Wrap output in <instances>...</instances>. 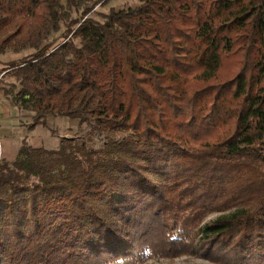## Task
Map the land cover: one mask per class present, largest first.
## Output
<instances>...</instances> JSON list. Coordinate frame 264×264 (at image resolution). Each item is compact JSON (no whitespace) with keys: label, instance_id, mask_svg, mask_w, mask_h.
I'll return each instance as SVG.
<instances>
[{"label":"trees","instance_id":"obj_1","mask_svg":"<svg viewBox=\"0 0 264 264\" xmlns=\"http://www.w3.org/2000/svg\"><path fill=\"white\" fill-rule=\"evenodd\" d=\"M82 1L0 0V54L35 51L2 89L29 130L66 117L123 140L0 163V264H264V0L85 8L47 44Z\"/></svg>","mask_w":264,"mask_h":264},{"label":"rangeland","instance_id":"obj_2","mask_svg":"<svg viewBox=\"0 0 264 264\" xmlns=\"http://www.w3.org/2000/svg\"><path fill=\"white\" fill-rule=\"evenodd\" d=\"M69 0H63V4L66 5ZM140 5L138 0H84L79 3L78 8L70 10L71 18L61 23V31L53 34L48 40L47 44L53 45L56 48L65 40L63 36L66 34L69 24L73 20H80L84 16V9L90 8L92 11L89 17L93 18L97 22H106L105 16L110 14L113 10L121 11L128 10L129 7H137ZM35 53L34 50H28L22 53L23 58ZM15 79L7 78L3 81V87H9L10 83H13ZM24 123L30 124L34 113L23 112ZM33 136V137H32ZM67 138L69 140L86 141L89 146L95 149H103L109 143L115 141H122L123 136L120 133L116 135L100 134L93 131L91 127H82L79 125L77 119H69L66 117L48 118L45 127L38 126L33 130L30 142L34 146L42 147L48 150H57L60 147L61 139ZM153 177V175H150ZM234 211H227L221 214H213L208 217L207 221H211L220 217L221 215H230ZM115 264H213L206 261L202 257L181 256L177 259H162V258H150L142 259L139 257L128 258L122 261H118Z\"/></svg>","mask_w":264,"mask_h":264},{"label":"crops","instance_id":"obj_3","mask_svg":"<svg viewBox=\"0 0 264 264\" xmlns=\"http://www.w3.org/2000/svg\"><path fill=\"white\" fill-rule=\"evenodd\" d=\"M20 59H23L22 53L0 54V163L3 160L15 161L24 142L36 147L29 141L33 130L26 127L22 118L24 114L19 107L11 104L2 89V83L7 79L8 64Z\"/></svg>","mask_w":264,"mask_h":264}]
</instances>
